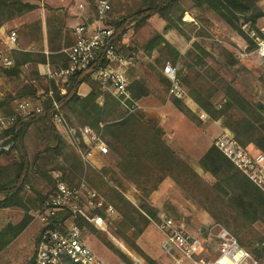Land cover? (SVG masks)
I'll return each instance as SVG.
<instances>
[{"label":"trees","instance_id":"obj_1","mask_svg":"<svg viewBox=\"0 0 264 264\" xmlns=\"http://www.w3.org/2000/svg\"><path fill=\"white\" fill-rule=\"evenodd\" d=\"M180 1L140 0V7L136 11L127 13V15L114 20L117 26L115 41L118 47L121 43L123 32L132 24L140 21L144 22L156 14L162 18L170 19L174 7L179 5ZM260 1L192 0V3L200 10L208 9L213 11L218 18L223 20L234 32L249 41L254 47V42L244 32L242 25L245 22H250L252 28L260 32L256 26L257 20L264 17V11L259 5ZM36 7L35 4L22 0H0V26ZM184 12L183 10L179 16L181 21H185L183 17ZM161 43L164 46V50L172 56V63H175L181 55L180 51L162 36L155 38L149 43L147 52L150 53ZM196 50L201 52L197 53L195 52ZM162 51L163 49L161 50V55H163ZM187 53L188 55L191 54L193 62L189 64V62L185 61L178 68L177 75L181 82L190 88L191 84L185 76V71L188 66L192 68L196 63H204V57L208 55V52L198 42H194L193 48ZM201 53L202 55H200ZM13 57L16 59L15 68L25 62L38 63L49 61L56 69L67 65V56L64 52L46 55L45 53L24 50L15 51ZM56 62H60V64ZM17 72L18 70L15 69L14 73ZM33 73H37V68H35ZM260 79L264 82V71L261 73ZM84 81L92 85V91L87 96L81 97L77 93V89ZM57 83L59 82H56L54 79H48L49 86L46 91L49 88L53 89L54 97L60 102L61 109L64 111L67 108L71 111L79 125H88L102 133L111 150L119 154L120 162L118 166L123 173L130 176V174L138 172H147V169H151L152 167H162L167 172L168 170L175 169L179 173L189 171L193 177L198 176V173L185 160L180 158L166 140L147 125L139 115L121 112L120 100L108 92H103L100 83L92 79L89 74L82 71L71 74L68 76L67 82L62 83V90L58 89ZM219 83L218 89L223 91L225 98V102L220 108H217L210 101V97L213 95L215 89L200 92L193 90L191 87L189 92L201 109L207 112L211 118L217 119L225 115L234 123L236 129L235 138L240 144L250 150L264 152V103L249 100L231 81L219 78ZM129 89L133 99H139L149 94V90L145 85L136 80L130 83ZM37 91L32 85H24L21 90H18L17 96L33 101L38 95ZM101 94L104 100L103 104L99 105L96 100ZM126 100L128 101V99ZM51 103V98L47 97L42 113L20 120L11 131L10 139L14 143L13 149L11 151H0V157L12 151H15L17 155L16 162L9 165H0V195L3 196L0 199V207H19L25 213L18 224H9L0 231V251L10 244L31 222L32 215L30 211L36 208L37 203L43 201L48 196L47 193L51 189L53 181L49 188L46 187V189H42L39 192L37 200H34V204L29 205V200L25 198L22 190L30 175H38L50 181L49 172L53 169H58L62 172V180L69 185H73L77 176L82 174L85 169L86 164L83 159L67 144L60 131L52 123ZM173 103L191 120L196 119L192 110L183 100L174 98ZM3 105L4 102L1 101L0 109ZM30 128H33L38 140V146L31 158H29L25 141ZM119 149L123 151H119ZM199 163L205 172L214 177V188L228 196L230 207L243 220L245 219L248 223L256 221L264 223V192L214 144L201 156ZM88 170L90 171L89 173ZM88 170L86 172L88 176H91V178L95 176L104 185L101 176L90 170V168ZM175 180L178 182L177 178ZM109 190L111 192V202L122 215L120 224L123 232H119V236L125 239L132 249L143 256L147 264H158L156 260L147 255L134 241L140 236L143 229L149 225L150 219L157 216V212L147 204L142 206L144 210L142 212L119 190L112 187ZM95 213H98L101 217H105L104 210H98ZM66 216L67 214L63 215V217ZM211 216L219 220L216 214L211 213ZM79 220L80 225L87 226L90 232L96 233L98 231L92 223L83 218H79ZM130 229L133 230V240L125 234V231ZM238 240L256 258L260 260L264 259V236L255 237L249 241L239 238ZM104 243L121 260H128L122 250L117 248L111 241L105 240ZM67 264L75 263L69 262Z\"/></svg>","mask_w":264,"mask_h":264},{"label":"rangeland","instance_id":"obj_2","mask_svg":"<svg viewBox=\"0 0 264 264\" xmlns=\"http://www.w3.org/2000/svg\"><path fill=\"white\" fill-rule=\"evenodd\" d=\"M85 1H87L89 4V8L91 10L94 9L96 0ZM44 3L46 7L49 6L46 0ZM140 3V0H111L112 10L109 15V23L115 24L114 20H117V18H121L127 15V13L136 11L140 7ZM75 4L76 0H71V7H74ZM259 5L264 11V0H261ZM183 10L185 11L183 16L185 21H181L179 19V16L182 14ZM141 22L142 21L132 24L123 32V39L121 40L119 46L120 51L123 53L136 51L139 54L135 64L127 69V75L129 77L130 83L136 80L144 84L143 79L147 80V71L150 69L149 65L152 64V62L149 60L153 54L155 56L153 62L157 67L162 68L167 61L173 62L172 56L164 50L162 43L154 48L150 53L147 52V46L149 43L155 38L162 36L180 51L181 55L175 62V64H178V68L185 61L189 62V64L193 62V57L191 54L188 55L187 52L193 48L194 42H198L200 46L208 52V55L204 57V63H196L192 66V68L188 66L185 71V76L188 78V81L191 84L190 88L192 87L193 90L206 92L215 89L213 95L210 97V101L217 108H220L225 102L223 91L218 89L220 85L219 78H224L227 81H231L232 84L249 100L253 102L261 101L264 103V82L260 79L261 73L264 71V59L260 58L256 53L250 54L252 50H254L255 46L253 47L249 41L245 40L242 36L234 32L223 20L218 18L217 15L213 13V11L208 9H198L194 6L192 0H181L179 5L174 7L170 19L162 18L156 14L146 21L142 23ZM256 26L259 28L260 32H262V28L264 27V17H261L257 20ZM242 29L254 42L250 36L252 30H255L252 28L251 23L245 22L242 25ZM6 33H9V29L5 32V35ZM162 49V54L164 56L161 55ZM244 51L248 54L243 55ZM195 52L200 53L201 51L196 50ZM200 55H202V53ZM47 63H49V61L38 63L25 62L20 64L22 65V68H15L16 70L21 71L20 74L18 77L11 80L12 90H21L24 85H32L38 90V95L36 99L33 100V102L44 106L48 92L46 90L49 86L48 79H52L43 74L45 64ZM35 68H37L36 74L33 73ZM57 84L58 89L63 86L62 82ZM169 84L170 83L167 84L163 82L160 85L161 87L158 88L159 92L157 93L158 99L164 105L169 103L174 105V98L181 99L184 102L187 98H191L197 106L196 108L194 107L195 110H192V107L187 103L185 104L195 115L196 119L192 120V122L195 124V127L199 129L201 138H204L206 142L212 140L213 144V141L217 136L225 133L235 136L236 129L234 127V123L227 116L222 115L217 119L211 118V116L201 109L198 103L191 96L189 92L190 88L185 85V83L183 84L185 93L182 97L170 96L168 93ZM101 90L103 92L112 94L109 90H105L102 87ZM17 92L10 94L8 104H14L16 99L25 98L18 97ZM126 99H128V101ZM126 99L124 103L120 101L121 112L136 113L142 118L144 122L147 123V99L145 104L138 102L140 107H137L136 103L134 104L135 100L137 99H133L132 96L131 98ZM0 111L9 113L12 110L6 111L5 109L1 108ZM67 119L71 125L82 126L77 122L75 124V122L70 120L68 117ZM182 125L184 126V122H180L178 127H183ZM230 127L232 131L229 130ZM94 130L100 134L101 138L108 145L106 139L103 138L102 133L96 129ZM180 130L184 131L185 129ZM60 133L66 140L67 144L75 152H77L76 148L70 142L67 132L62 131ZM25 141L29 158H31L36 150V147L38 146V140L35 136L33 128L28 130ZM108 147L109 152L107 154L100 155H103L105 164L108 162V164H110L108 168L112 169L113 171L112 173H110V171L108 172L107 177L108 179L110 178V180L107 182L103 178L104 174H101L102 180L104 182L103 185V183L98 181V178L95 176L92 178L91 176H88L86 172L90 168V164L85 163L86 165L84 171L82 174L77 176L73 185L79 184L80 181L85 178L89 187L95 189L104 198L107 204H111L116 210V213L108 216L104 212L105 217H103V219L106 221V229H100L93 222H90L93 224L95 229L98 230L96 233L90 232L87 226L82 225L81 227L83 229V235L86 243L91 247L94 253H96L97 256L107 263L147 264L144 257L141 256L136 250L132 249L126 240L119 236V232H123V228L120 224L122 215L120 214L118 208L111 202V192L109 190L111 187L117 189L116 185L124 190H126L127 187L133 185L138 190V204H133L136 205L142 212H144L142 206L147 204V172H138L136 174H130V176L123 173L118 166L120 162L119 154L112 151L109 145ZM119 151L123 150L119 149ZM16 161L17 155L15 151L0 157V165H9ZM53 170L59 172L60 179H62V172L58 169ZM51 171L49 172L51 182L47 179L39 177L38 175H30L28 180L23 185L22 193L25 198L29 200V205L34 204V200H37L39 192L42 191V189H46V187L49 188L52 181L53 183L51 189L47 194H49L54 189L56 180L51 174ZM89 172L90 171L88 170V173ZM163 174H168L169 176L171 175V178L178 179L177 184L183 187L187 198H189L190 201L196 206L198 211L204 213L205 216L209 218V221L195 216V212L197 211H195L194 214L188 212L186 215L176 210L175 206H172L174 210L168 208V212L161 213H166L169 216H172L189 232L200 237L203 241L204 249L209 252L211 257L216 255L218 250L215 237L209 233V226L214 222L226 226L239 239H243L244 241H249L259 236H264V223L261 221L248 223L245 219L243 220V218L240 217L236 211L230 207L228 196L214 188V177L205 172L204 169L203 174L198 175L197 177H193L189 171L179 173L175 169L168 170V172L164 171ZM97 175L100 176V174ZM1 198L2 195H0V199ZM41 203L42 201L37 203L36 208H33L32 212L36 210L41 205ZM21 212L24 216V211L22 210ZM161 213L157 212V216L150 219L149 225L143 229L140 236L134 241L147 255L156 260L158 264H184L182 260H179V253L168 246L164 234L156 225V222L160 220ZM211 213L216 214L219 217V220L214 219L211 216ZM38 223L39 222L37 221L30 225L25 231H22L18 238H16L8 247L0 251V264H22L24 262L23 260L33 250V234ZM201 227L204 228L203 231H201ZM132 231V229L127 230L125 231V234L127 237H131L133 240ZM105 240L111 241L117 248L122 250V252L127 256L128 260H121V258H119L105 245ZM261 261L264 264V259Z\"/></svg>","mask_w":264,"mask_h":264},{"label":"built area","instance_id":"obj_3","mask_svg":"<svg viewBox=\"0 0 264 264\" xmlns=\"http://www.w3.org/2000/svg\"><path fill=\"white\" fill-rule=\"evenodd\" d=\"M74 9V42L64 50L67 65L55 69L47 63L43 74L56 82L65 83L68 76L82 71L124 103L126 98H131L127 69L135 64L139 54L136 51H120L115 41L117 26L109 23L111 0H96L92 10L87 1L76 0ZM261 33L252 30L250 36L255 48L250 54L256 53L263 58L264 27ZM17 36L15 30H10L5 46L0 48V64L3 67L10 68L15 64L12 50L17 47ZM246 54L244 51L243 55ZM162 72L170 81L169 95L182 97L185 90L177 75L178 64L167 61ZM47 97L52 102V123L60 132H67L70 142L85 163H89L95 150L99 154L109 152L108 145L93 128L69 123L52 88L48 90ZM137 107L140 106L137 104ZM43 110L41 104L23 98L14 101L11 112L0 111V151L13 149L11 131L20 120L40 114ZM213 144L264 192V152L244 147L234 135L228 133L217 136ZM51 174L56 180L54 189L31 212L32 220L40 222L41 229L30 264H111L97 256L86 243L79 218L106 229L105 219L95 212L104 210L109 216L116 213L114 207L90 188L85 178L77 185H69L60 179L59 172L53 170ZM64 214L67 216L63 217ZM156 225L164 234L168 246L179 253V260L184 264H263L224 225L214 222L209 226V233L215 237L218 247L216 255L212 257L204 249L202 239L189 232L172 216L161 213Z\"/></svg>","mask_w":264,"mask_h":264},{"label":"crops","instance_id":"obj_4","mask_svg":"<svg viewBox=\"0 0 264 264\" xmlns=\"http://www.w3.org/2000/svg\"><path fill=\"white\" fill-rule=\"evenodd\" d=\"M22 1L35 4L37 7L26 12L22 16L3 23L0 26V48L5 46L4 42L7 40L8 34L6 33L5 35V32L8 29L9 32L10 30H15L18 35L17 47L12 50V55L15 51L24 50L42 52L46 54L59 53L64 52L66 48L72 45L74 42L73 25L75 21V9L74 7H71V0H46V2L49 4L47 7L44 3L45 0ZM121 38L123 39V37ZM13 58L16 62L15 57ZM154 58V54L151 55L149 61H151L152 64L149 65L150 69L147 71V80L143 79V83L149 90V94L147 97L144 96L135 100V102L136 104H138V102L145 104L147 99V124L159 136L165 140L168 139L169 141L167 140V142L175 150V152L183 160H185L191 166V168L198 173V175H202L203 169L199 164V160L206 150L212 145V140L206 142L204 138H201L199 129L195 127V124L192 122V120H190L175 105L172 103L164 105L158 99V88L161 87L160 85L163 82L168 84L170 81L163 74L162 68L157 67L153 62ZM56 63L60 64V62ZM50 66L55 68L51 64ZM20 67L22 68V65H20L19 68ZM14 70L15 64L10 68L3 67L0 64V102H4L2 108L6 111H11L14 106L13 103L8 104L10 94H14L18 91L17 89L14 91L12 90L11 80L18 77L21 71L18 70L17 73H14ZM91 91L92 85L86 81L82 82L77 89V93L81 97L87 96ZM103 100L104 98L101 94L97 98L96 102L99 105H102ZM185 103L190 105L192 110H195L197 107L191 98H187ZM63 112L76 124V118L71 111L65 108ZM180 122H184V126L182 125L183 127H178ZM180 129L185 130L182 131ZM229 130L232 131L231 127ZM89 164L90 170H94L97 174H100V176L101 174H104L103 178L107 182L110 180V178L108 179L107 177L109 171L110 173L113 172L112 169L108 168L110 164H108V162L105 164L103 155H100L96 150L92 152L89 159ZM164 171L165 170H163L162 167H152L151 169H147V205L154 208L158 213L168 212V208L174 210V206L176 207V210L186 215L188 212L194 214V212L197 211L195 212V216L209 221V218L205 216L204 213L198 211L196 206L190 201L189 198H187L183 187L177 184L175 178H171V175L169 176L168 174L163 176ZM116 188L119 189L132 203L136 205L138 204V190L133 185L127 187L126 190L119 188L117 185ZM21 211L22 210L19 207H0V231L9 224H18L23 218V213ZM31 212L32 210L30 213ZM35 222L37 221L31 220V222L23 229V231H25ZM40 229L41 223L39 222L33 234V250L25 259L23 258L24 262L22 261V264H30L32 262ZM203 229L204 228L201 227V231H203ZM19 235H17L15 239L18 238ZM15 239H13V241ZM10 244H8L6 247H8Z\"/></svg>","mask_w":264,"mask_h":264}]
</instances>
